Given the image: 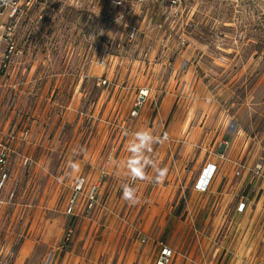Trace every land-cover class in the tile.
Segmentation results:
<instances>
[{
  "label": "rangeland",
  "instance_id": "obj_1",
  "mask_svg": "<svg viewBox=\"0 0 264 264\" xmlns=\"http://www.w3.org/2000/svg\"><path fill=\"white\" fill-rule=\"evenodd\" d=\"M14 2L18 13L0 9V259L148 264L154 239L194 244L215 212L193 182L219 158L235 204L250 202L244 231L229 240L237 255L223 264H264V3L197 0L176 13L168 0H125L128 13L111 22L108 0ZM141 90L148 96L133 115ZM141 130L152 151L131 150ZM157 168L168 170L163 183ZM81 175L99 184L90 211L83 198L70 207ZM125 185L135 204L122 198ZM189 201L208 208L204 216L190 214ZM95 235L101 254L86 245Z\"/></svg>",
  "mask_w": 264,
  "mask_h": 264
},
{
  "label": "crops",
  "instance_id": "obj_2",
  "mask_svg": "<svg viewBox=\"0 0 264 264\" xmlns=\"http://www.w3.org/2000/svg\"><path fill=\"white\" fill-rule=\"evenodd\" d=\"M210 163L217 164L218 166L215 177L213 181L211 182L209 189L207 190L208 196H211L212 199H214V203L212 204V207L210 208L211 210L208 213H211L213 210L215 212V215L213 216L212 221L209 225H206V226H204V224L199 225L200 232L199 234L198 233L196 234V239H195L196 241L194 244H193V241H188V236L183 241L180 240L179 242H171L169 244V246L172 247L173 250L175 251V256L172 262L169 264H218L221 258L223 259L220 264H223L224 260L226 259L227 256L230 255V253L234 254L235 256L237 255L233 251L232 245L229 243V240H230L231 234L235 230L244 231V228L243 226H241V222H239V220H241L243 217H245L249 213L250 202L247 197L242 196L238 199V201L235 204L234 202L235 199L231 195L233 191L229 193L227 192V188L226 189L224 188L225 186L224 178L227 177L226 176L227 172L225 173L224 171L228 170V175H229V168H226L224 163L221 160H219V158L209 159L204 164H202L200 171L197 174V177H196L197 179H195L193 182V188L195 190H197L195 188V183L197 182V180L203 173L208 171V165ZM243 199L247 201V206L243 212H239L238 204ZM229 204L231 205V210L234 212L232 217H230V213H229L230 210L226 208L227 205L229 207ZM187 205H188L187 209L189 213L190 214L192 213L193 215H198L199 213H201L204 216L206 212H203L202 210L206 209L205 211H207L208 209L203 206L197 207L192 201H189ZM96 224H97L96 222L91 224V231L95 229ZM196 230H198V228H196ZM206 230L207 232L210 231L211 237L207 238L204 236V232ZM96 231H100L99 235L102 234L100 227L96 228ZM221 231L225 232V238L216 239L217 238L216 236H218V234ZM95 237L96 235L94 236L93 239L89 238L88 240H86V245L89 243L88 244L89 248H91V250H93L94 253L99 252V254H101L102 249L104 252L106 251L105 242L101 238L97 239ZM144 237L147 238L145 234H143L141 238L144 239ZM158 241L159 240L154 239V242L157 243ZM242 241L243 243H245V240H242ZM145 248H146L145 251H147V254H148L147 258H149V261L147 263L155 264L157 255H159L158 254L159 253L158 243L156 245H154V243H151L147 245ZM243 248L246 250V246L244 244H243ZM244 249H243V252H241L242 256H246V253H247V252H244L245 251ZM135 250L136 249L131 251V253H133L132 255H136L137 257H139L140 253L136 252ZM91 262L95 263L92 260ZM230 262H234V259L232 258ZM14 264H23V255L21 257H18Z\"/></svg>",
  "mask_w": 264,
  "mask_h": 264
},
{
  "label": "built area",
  "instance_id": "obj_3",
  "mask_svg": "<svg viewBox=\"0 0 264 264\" xmlns=\"http://www.w3.org/2000/svg\"><path fill=\"white\" fill-rule=\"evenodd\" d=\"M28 4L34 0H28ZM144 0H137V4L142 3ZM207 1H228V0H207ZM234 1V0H231ZM236 1V7L238 8V6H240L239 2L245 1V0H235ZM254 3H264V0H248ZM197 0H168V4L169 6H171V8L176 12H184L189 6H192L193 3H196ZM12 4L14 5L13 8V13H18L19 10V6L18 3L16 4L14 2V0H0V9L1 8H6L8 6H11ZM108 4H109V18L110 21H118L119 19H122L127 13V8H126V2L125 0H108ZM134 7V6H133ZM138 32V29L136 26H130L129 27V37L130 38H134L136 37ZM6 66V63L4 64ZM108 83V80L106 78H99L98 80V84H106ZM148 96V90H141L139 95L137 96L136 102H135V106L133 109V115H138L139 114V109L141 107V105L144 103V101L146 100V97ZM7 151L5 150V148H3L0 151V164L3 166L7 163ZM218 169L217 164L214 163H210L208 165V171L203 173L199 179L197 180V182L195 183V188L200 191V192H206L210 185L211 182L213 181L216 171ZM237 175L241 174L240 170L236 171ZM73 190V194L70 197V207L71 209H75L78 206V203L80 201L81 198H83V200L86 203V207H87V211H90L91 209H93L95 207V205L98 202V191H99V184L98 183H94V182H89V179L84 176L81 175L79 176L75 182L73 183L72 186ZM84 196V197H83ZM247 206V201L245 199H243L242 201H240V203L238 204V210L239 212H243L245 210ZM72 214H74V212H71ZM74 227L73 226H69L66 229L65 232V237L66 240H70L71 236L73 237L74 235ZM148 238L144 237V239H142L143 242H146ZM159 245V255H157L156 258V262L155 264H169L172 262L174 256H175V251L173 250L172 247H170L168 244L164 243L163 241H158L157 242ZM50 263V259H48L46 264ZM0 264H10L8 259L6 258H1L0 259Z\"/></svg>",
  "mask_w": 264,
  "mask_h": 264
},
{
  "label": "clouds",
  "instance_id": "obj_4",
  "mask_svg": "<svg viewBox=\"0 0 264 264\" xmlns=\"http://www.w3.org/2000/svg\"><path fill=\"white\" fill-rule=\"evenodd\" d=\"M135 136L139 140V143L132 146L131 148L132 151L139 152L141 148H144V147H147L149 151H152L151 142L154 140V137L152 136L150 131H147V130L137 131L135 133ZM146 163L148 162L146 161ZM137 164H138V160L131 161V174L139 179H144L145 173L143 171V166H139V167L134 166ZM167 171H168L167 168H163V169L157 168L156 169V172H157L156 182L157 183H163L166 177ZM122 187H123L122 198L128 201L130 204H135L133 190L128 188L126 185Z\"/></svg>",
  "mask_w": 264,
  "mask_h": 264
}]
</instances>
